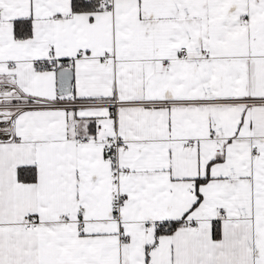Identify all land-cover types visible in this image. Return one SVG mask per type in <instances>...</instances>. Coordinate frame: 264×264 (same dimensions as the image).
<instances>
[{
  "label": "snow or ice",
  "instance_id": "1",
  "mask_svg": "<svg viewBox=\"0 0 264 264\" xmlns=\"http://www.w3.org/2000/svg\"><path fill=\"white\" fill-rule=\"evenodd\" d=\"M0 264H264V0H0Z\"/></svg>",
  "mask_w": 264,
  "mask_h": 264
}]
</instances>
